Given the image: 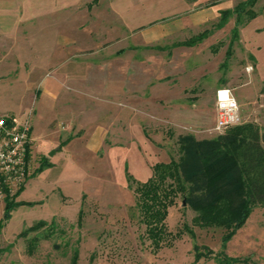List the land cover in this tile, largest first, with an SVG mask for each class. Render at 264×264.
<instances>
[{"label": "rangeland", "instance_id": "374dc122", "mask_svg": "<svg viewBox=\"0 0 264 264\" xmlns=\"http://www.w3.org/2000/svg\"><path fill=\"white\" fill-rule=\"evenodd\" d=\"M215 1L228 8L237 0ZM90 2L0 0V116L31 126L28 172L5 182L13 196L23 189L0 230V264H72L75 250L78 264H222L227 257L264 264V206L226 237L224 228L197 225L179 196L157 250L134 183L147 181L155 164L179 159L181 137L227 132L214 130L219 87L233 88L242 123L264 132V34L240 28L231 46L236 16L223 27L220 15L188 22L189 9L209 0H100L96 10ZM132 25H163L170 34L164 28L146 41ZM71 39L78 56L66 61ZM44 160L51 165L39 172ZM5 204L0 183V225ZM42 220L46 226L22 235Z\"/></svg>", "mask_w": 264, "mask_h": 264}, {"label": "trees", "instance_id": "16d2710c", "mask_svg": "<svg viewBox=\"0 0 264 264\" xmlns=\"http://www.w3.org/2000/svg\"><path fill=\"white\" fill-rule=\"evenodd\" d=\"M257 2L248 0L238 3L234 9L221 11L219 27H223L231 16H236L231 46L239 39L240 26L258 14L253 9ZM202 36L198 39H202L205 34ZM192 43L186 42L188 45ZM262 91L264 93V86ZM180 152L179 159L172 158L169 162L155 164L153 174L147 181H134L136 207L148 237L157 250L162 248L169 234L166 222L168 212L179 196L197 213L194 218L197 225L224 228L226 237L232 236L246 222L255 207L264 206V132L256 123H241L212 139L197 140L191 135L181 137ZM50 165L44 160L38 171ZM2 185L6 204L0 230L12 210L19 205L14 198L23 189L21 187L13 196L9 188L4 183ZM79 220H82V211ZM46 225V221H39L25 229L22 235L27 236ZM33 244V241L29 243ZM2 252L0 244V256ZM72 260V264H78L76 250ZM220 261L222 264H255L228 257Z\"/></svg>", "mask_w": 264, "mask_h": 264}, {"label": "built area", "instance_id": "2783aa9c", "mask_svg": "<svg viewBox=\"0 0 264 264\" xmlns=\"http://www.w3.org/2000/svg\"><path fill=\"white\" fill-rule=\"evenodd\" d=\"M216 123L214 130L224 133L243 121L241 107L234 91L222 86L215 93ZM29 121L21 123L11 116H0V183L28 172V147L31 143Z\"/></svg>", "mask_w": 264, "mask_h": 264}, {"label": "crops", "instance_id": "0c3cea01", "mask_svg": "<svg viewBox=\"0 0 264 264\" xmlns=\"http://www.w3.org/2000/svg\"><path fill=\"white\" fill-rule=\"evenodd\" d=\"M111 1L113 2V0H111ZM181 1L184 2L185 0H181ZM186 1L189 4H193L192 3L193 0H186ZM210 1H212V0H209V2H205V4H203V5H202V3L196 4L195 6H197V8H195V9L194 8L189 9L191 14L187 18L188 22H190L192 24H198V23H204L206 20H209V19H215L219 15L221 16V11L228 10V9H234V7L238 3V0H237L235 2L234 6L225 8L222 5H218L217 4L218 2H216V1L215 2H210ZM73 3L74 4H79L80 1H76V2H73ZM95 3H100V0H91V2L89 3L92 6V7H90L91 9H94V10L97 9L94 6ZM111 8L114 10L113 7H111ZM209 8L211 9L210 13H208L209 12ZM256 11H257L258 14L253 19L248 21L246 24H243L242 26H240L241 31H243L244 27L249 26V25H253L255 27L254 29H255L256 32L264 34V3ZM114 12H116V11L114 10ZM255 22H258V23L256 24ZM143 27L144 26H134V25H132V26H129L128 30L132 31V32H141L140 33L141 38L146 39V41H152V40H155L156 38H158V37L155 36V33H158L159 31L163 32V30L166 29V27L163 26V25H151L148 29H144L142 31ZM166 33L167 34L169 33V29L168 28L166 29ZM162 34H164V32ZM75 44H77L75 40H72V39L70 41L66 40L65 46L67 47V50L70 51V53H71V54H69V56L66 57V59H65L66 61L73 60V59H75L78 56L76 54V51L74 50V48H75L74 45ZM134 47H136V46H134ZM125 51H126V49L122 48V49L118 50L117 53L118 54H123ZM25 59H28V58L25 57ZM63 64H64V61L62 62L61 66H64ZM64 74H65V77L71 76L73 78V72L69 73V72L65 71ZM64 74L61 73V76L64 75ZM63 82H65V80H61L60 81V83H63ZM227 87L231 88L230 86H227ZM231 89L234 91L233 88H231ZM234 93H235V91H234ZM235 95H236V93H235ZM214 107H215V103H214ZM215 117H216V108H215ZM77 138L78 137H75V138L71 137V139H77Z\"/></svg>", "mask_w": 264, "mask_h": 264}, {"label": "water", "instance_id": "95a60500", "mask_svg": "<svg viewBox=\"0 0 264 264\" xmlns=\"http://www.w3.org/2000/svg\"><path fill=\"white\" fill-rule=\"evenodd\" d=\"M51 155L53 154L52 152L50 153ZM184 204H186V202L184 201Z\"/></svg>", "mask_w": 264, "mask_h": 264}]
</instances>
